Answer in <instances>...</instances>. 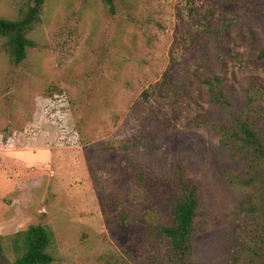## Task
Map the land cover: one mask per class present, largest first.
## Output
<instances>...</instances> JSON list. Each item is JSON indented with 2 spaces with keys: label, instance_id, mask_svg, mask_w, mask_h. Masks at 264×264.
I'll list each match as a JSON object with an SVG mask.
<instances>
[{
  "label": "rangeland",
  "instance_id": "obj_1",
  "mask_svg": "<svg viewBox=\"0 0 264 264\" xmlns=\"http://www.w3.org/2000/svg\"><path fill=\"white\" fill-rule=\"evenodd\" d=\"M24 1L0 0V17L16 19ZM115 7L46 0L19 65L0 39V236L50 229L52 264H150L148 224L189 189L200 198L195 261L233 264L260 222L264 175L192 121L222 116L202 83L212 77L236 116L250 88L264 108V0Z\"/></svg>",
  "mask_w": 264,
  "mask_h": 264
},
{
  "label": "trees",
  "instance_id": "obj_2",
  "mask_svg": "<svg viewBox=\"0 0 264 264\" xmlns=\"http://www.w3.org/2000/svg\"><path fill=\"white\" fill-rule=\"evenodd\" d=\"M45 2L46 0H25L16 19L0 17L3 52L11 64L19 65L24 62L27 50L34 47L28 35L40 23ZM102 3L109 15H115V0H102ZM258 58H264V48ZM202 83L207 87L209 102L220 109L222 116L214 123L202 122L200 119L193 120L192 123L199 127H209L220 136L222 147L229 150L232 156H239L250 164L257 176L264 175V135L258 128V124L264 120V108H252V103L256 101V91L253 88L247 91V110L238 117L231 107L221 78L212 77ZM131 175L137 182L149 184L148 174L131 172ZM261 192L264 193V188H261ZM199 209L200 198L195 190L184 189L182 193H173L167 198L162 216L156 217L160 220L155 224H148L159 245L150 264H199L194 259L192 245ZM258 212L260 222L241 258L235 259L233 264H264V195ZM154 213H158V210ZM124 215L121 212L122 221H125ZM53 244V232L39 225L30 226L7 237L0 236V264H52Z\"/></svg>",
  "mask_w": 264,
  "mask_h": 264
}]
</instances>
